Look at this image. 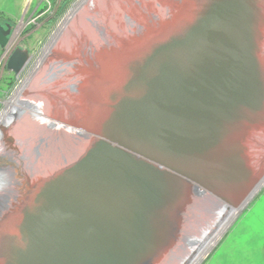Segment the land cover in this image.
<instances>
[{"label": "water", "instance_id": "water-1", "mask_svg": "<svg viewBox=\"0 0 264 264\" xmlns=\"http://www.w3.org/2000/svg\"><path fill=\"white\" fill-rule=\"evenodd\" d=\"M261 1L199 0L105 62L95 137L10 210L3 264H163L192 187L227 199L245 190L235 141L264 113ZM12 32L0 24L1 47ZM29 57L16 46L7 68L18 73Z\"/></svg>", "mask_w": 264, "mask_h": 264}, {"label": "rangeland", "instance_id": "rangeland-1", "mask_svg": "<svg viewBox=\"0 0 264 264\" xmlns=\"http://www.w3.org/2000/svg\"><path fill=\"white\" fill-rule=\"evenodd\" d=\"M198 1L28 0L19 16L11 21L13 32L9 44L0 50V142L4 140L1 122L9 110L18 116L14 117L16 119L10 127V134L15 139L19 135L15 140L18 149L2 147L0 169L6 167L5 170L9 171L7 168H13L16 163H25L28 158L36 161L47 155H57L58 136L61 135L67 137L62 150L72 149L71 146L82 135L77 130H91L94 111L99 103L97 93L105 78L102 64L120 56L124 49L140 44V39L145 42L173 27ZM260 9L261 48L264 53V0ZM6 20L0 14L3 25L7 23ZM73 42L75 45L70 52L69 45ZM16 46L27 48L30 55L18 73L7 68L9 55ZM50 52L52 58H46ZM24 98L35 100V107H40L45 115L19 107L21 105L18 103L26 100ZM47 106L52 107L48 109ZM43 117L48 120L40 123L38 120ZM263 121L264 113L257 124L262 132ZM47 122L58 123L59 126L44 135ZM60 124L64 129L60 128ZM255 129L247 127L244 135L235 141V148L246 156V146L261 145V134ZM255 148L260 150L259 147ZM79 151L72 155L70 152L68 161L74 160ZM3 174L0 176V230L13 209L12 203L5 199L7 191L2 189L10 186L11 182ZM209 207L208 199L194 196L184 216L181 241L163 264L177 263L174 252L187 235L200 230L210 219ZM4 209L8 213H4ZM1 244L0 264H3ZM200 264H264V185L231 221Z\"/></svg>", "mask_w": 264, "mask_h": 264}, {"label": "bare ground", "instance_id": "bare-ground-1", "mask_svg": "<svg viewBox=\"0 0 264 264\" xmlns=\"http://www.w3.org/2000/svg\"><path fill=\"white\" fill-rule=\"evenodd\" d=\"M160 29L156 30L154 33L158 32ZM15 34H17V32ZM70 40H72V39H70ZM261 40H262V35H261ZM140 41L143 42L141 39H140ZM73 44H74V42L69 45L70 52L72 51ZM61 47H62V44H61ZM80 54H81V52H80ZM51 56H52V53L50 52L46 58H49ZM262 58H263V62H264V53L263 52H262ZM106 64L104 65V72H106L108 69L107 68L108 66ZM103 84H104V81H103V83L101 82L100 88L102 87ZM24 99H26V98H24ZM36 104L37 103H35V100L31 99V101H30L29 98L26 100H22L21 103H18V105H21V106H19L21 108L23 107L26 110L37 112L40 115L41 114L45 115V113L43 112L42 109H40V107H37V106L35 107ZM41 104H43V102ZM47 107L49 109V107L51 108L52 106H47ZM21 108H19V109L21 110ZM43 108H44V105H43ZM45 108H46V106H45ZM7 114L8 115H6V118H4L3 121L1 122L2 123L1 124L2 137L4 138V140H3L4 142L3 141L0 142V151H4V148L6 149L8 147H12L15 149L19 148V147H17V144H15V140L18 139L19 135H17V137L15 139L10 134V127L12 126V124L15 122V119H16L14 117H18V116H15V113L12 110H9ZM46 115H47V113H46ZM46 120H48V119L43 117V118H39L38 121H40V123H41V122H44ZM50 122H47L48 125H47V128L45 129V131H47V132L44 131V135L46 133H48V131L50 129L53 130V129H56V127L58 128V126H59L58 123L53 124ZM263 124H264V121H263ZM60 128L64 129V126H62L60 124ZM78 128H81V127L78 126ZM256 128L257 129H255V132L258 131V134H261V135H259V138L261 140V145H255L254 147L251 145L250 147L249 146L245 147V149L247 150L246 153H248V155L247 156L245 155V158L243 159L242 164H241V166L243 167V170L246 173V175H245L246 179L243 180V183L241 182L245 188L244 191H241L237 195V197L234 199H232V198L227 199V197L215 196V195L205 191L201 187H196V186L192 187V191H193L194 196L200 197V198H205V199L209 200L210 219L207 220V222L203 225V227L200 230L186 236L185 241L182 243V245H180L179 249L174 252L175 254L173 256H175V259L177 260L176 264H200L202 262V260L204 259V257L207 255V253L214 247L216 242L223 235L224 231L227 229V227L231 223V221L237 216V214L247 204V202L253 197V195L264 185V131L263 132L260 131V126L256 127ZM263 129H264V127H263ZM13 130H14V128H13ZM18 131H20V129ZM77 132H81L82 135H80L77 142L71 146L73 151H72V149L62 150L63 146L67 143V139H66L67 137L66 136L63 137L61 135L60 137L58 136L59 139H58V143H57L58 145L57 146H59L58 147L59 153L57 155H54V156L47 155L45 158L39 159L36 161L35 160L32 161L31 159H29L25 155L24 157L28 158V159H26V162L25 163H19V164L16 163V165L13 168H7V169H10L9 171L5 170L6 167H4V170H3L2 166H1L2 169H0V176H2L4 171H8L7 173L9 174V175H7V173H4V174H6L5 178L9 182H11V185L10 186L9 185L4 186V187H2V189L7 191V193L5 194V199H7L6 200L7 202L12 203V208L17 207L19 205V203L26 197L28 190H29V187L32 186L33 183H35L37 180H39L40 178H42L44 176L50 175L53 171L52 168H54V170L55 169L58 170V169H60V167L62 168L63 165L72 161V159L70 161H68V159H67L68 157L70 158V156L68 154H70L71 151H72L71 152V155H72L74 152H76V151L78 152L80 150L77 156L81 155L87 149L88 145L90 144V142L95 137V134H92L88 131H84L81 129H78ZM72 137H74V135ZM77 138H78V136L75 135V139H77ZM2 147H4V148H2ZM255 147H259L260 150L255 148ZM24 149H26V147H24ZM257 150L259 152H257V154L254 156V153ZM16 155H17V153L15 152V156ZM77 156H75L73 159L77 158ZM19 162H20V160H19ZM10 198L12 200H10ZM5 212H7V211L4 209V213ZM184 224H185V222H184Z\"/></svg>", "mask_w": 264, "mask_h": 264}, {"label": "crops", "instance_id": "crops-1", "mask_svg": "<svg viewBox=\"0 0 264 264\" xmlns=\"http://www.w3.org/2000/svg\"><path fill=\"white\" fill-rule=\"evenodd\" d=\"M27 2L28 0H0V14L8 19L7 23H11L19 16ZM0 24H2L1 21ZM1 48L0 46V50H2Z\"/></svg>", "mask_w": 264, "mask_h": 264}, {"label": "flooded vegetation", "instance_id": "flooded-vegetation-1", "mask_svg": "<svg viewBox=\"0 0 264 264\" xmlns=\"http://www.w3.org/2000/svg\"><path fill=\"white\" fill-rule=\"evenodd\" d=\"M5 24H7V23H5ZM9 24H11V23H9ZM11 25H12V24H11ZM12 52H13V50H12ZM12 52H11V53H12ZM26 63H27V62H26ZM24 66H25V65H24ZM24 66H23V67H24ZM9 70H10V69H9ZM12 71H13V70H12ZM14 72H15V71H14Z\"/></svg>", "mask_w": 264, "mask_h": 264}]
</instances>
